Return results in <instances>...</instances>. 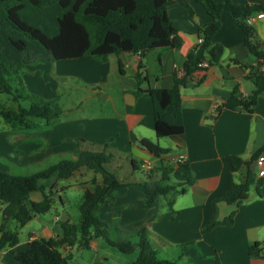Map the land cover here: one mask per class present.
I'll list each match as a JSON object with an SVG mask.
<instances>
[{"label":"crops","instance_id":"1","mask_svg":"<svg viewBox=\"0 0 264 264\" xmlns=\"http://www.w3.org/2000/svg\"><path fill=\"white\" fill-rule=\"evenodd\" d=\"M213 1L235 5L255 4L262 7L253 15L263 13V16L255 18L251 24L258 38L264 43V0ZM167 2V15L176 28L180 45L154 52L158 70L150 69L148 53L142 57L124 52L110 55L105 62L89 57L76 58L81 61L76 72L80 80L89 86L90 99L102 92L104 101L114 105L115 97L109 90L115 89L122 105L119 110L115 109L112 117L97 116L77 122L71 120L64 126V133L60 134V144H75L72 146V153H69L71 158H75L78 148L96 151L107 146L114 153L110 163L115 169L121 166L116 160H125L129 165L131 161L138 165L149 163L155 169L156 175H159L157 168L161 162L163 164L164 159L170 162L168 165L175 166L177 157L183 155V161L188 163L192 172L193 182L183 185V193L179 192L182 187L179 186L167 194H172L168 200L171 201L174 213L170 207L166 210L158 209V204L152 208H142L148 195L135 185H124L107 192L98 205L96 216L107 225L117 222L119 229L133 235L145 228L150 239L164 248L192 243L183 251L180 260L187 261L188 264L212 257L218 259V264H264V256L252 257L247 251L250 244L264 241V182L259 194L252 185L247 198L239 204H229L221 200L233 183L243 181L247 173L246 165L233 172L226 156H239L250 162L249 167L254 171L258 156L253 159L252 157L264 145V93L258 95L254 110L250 113L238 107L232 110L223 109L216 119L210 118L216 107L227 100L234 87L238 89V96L243 98L254 88L256 77L264 78V60L247 51L241 29L234 24L226 11L220 15V28L212 39L214 44L222 46L220 60L207 70L196 72L192 79L193 84L181 89L184 132L178 136L164 137L170 139V144L176 146L179 152L175 156L156 158L139 145V141L145 138L151 142L157 141V145L161 147V138H156L154 133L152 103L148 94H134L137 89L134 76L138 65L144 67L148 76V82L141 84L142 89L170 88L173 85V72L181 69L190 51L201 40V28L211 21L203 5L195 0H187L186 4L180 0ZM198 80L200 81L197 83ZM77 126H81L82 130ZM22 135L25 138V133ZM80 139L82 141L78 143ZM260 155L264 156V149ZM127 172L136 180L131 172ZM255 178L260 177L256 174ZM56 180L58 179L55 175ZM84 185L83 192L84 188H93L91 181ZM62 188L65 190L67 187L64 185ZM59 198L62 203L60 195ZM167 205L169 206L168 202ZM3 208L4 203L0 201V233L2 229H14L17 224L12 216L3 214ZM62 208V213H55L51 220H41L40 228L29 231L27 240H19L15 250L24 249L36 237L60 236V224L65 220L79 223L80 211L78 213L75 210L72 215L65 209L64 203ZM215 209L217 220H223L233 212V222L230 225H216L207 230L205 226L213 218ZM33 219L39 218L36 215ZM61 251L71 253L72 248L64 247ZM86 251L81 253L79 264H132L139 253L136 249V253H122L105 241L100 244L95 239L90 242ZM109 260L113 263H109ZM0 264L22 263L5 249L0 252Z\"/></svg>","mask_w":264,"mask_h":264},{"label":"trees","instance_id":"2","mask_svg":"<svg viewBox=\"0 0 264 264\" xmlns=\"http://www.w3.org/2000/svg\"><path fill=\"white\" fill-rule=\"evenodd\" d=\"M195 1L203 5L211 21L201 28V40L190 51L181 69L173 72V85L170 88L142 89L141 84L148 82L142 65H138L134 76L137 83L134 94L147 93L151 100L156 138L183 134L181 89L193 84L196 72L205 71L220 60L222 46L214 44L212 39L220 28V15L223 11L241 29L247 51L264 60V43L258 38L253 25L247 23V18L262 7L255 4L216 3L213 0ZM180 2L186 4L187 0ZM167 6V0H0V93L10 95L16 105L9 109L1 108L0 117L12 132L34 128L39 119H43L49 127L58 118L60 111L50 107L49 100L25 91L20 73L28 65L82 57L105 62L110 55L124 52L143 57L151 50L179 47L180 40L176 28L168 18ZM204 61L207 66L201 65ZM119 68L121 69V64ZM263 93L262 77L254 79V88L243 98L238 96V89L234 87L227 100L216 107L210 118L216 119L223 109L238 107L250 113L254 110L258 95ZM139 145L156 158H162L170 152L145 138L139 141ZM263 149L264 145L252 159L259 156ZM113 157V151L107 146L98 151L78 148L75 158L63 157L33 173L22 175L0 170V201L4 203L2 212L12 216L17 222L14 229L1 230L0 252L8 249L22 264H71L69 260L72 255H66L61 251L62 248L85 249L89 248L92 240L102 238L122 253H130L138 248V256L132 264H181L183 251L192 243L178 245L180 253L176 259L160 258L158 246L150 239L147 229L142 228L133 235L113 227L114 236H111L108 225L96 216V210L110 189L124 185H135L148 195L147 202L142 205L144 209L157 206L160 196H166L179 186H182L179 192L183 193V185L193 182L188 163L182 161L170 166L161 162L157 168L158 179H153L156 174L153 168L148 171L145 180L127 181L105 167ZM225 159L233 172L243 165L247 166L243 181L233 183L221 198L226 203L239 204L248 196L254 182V172L249 167L250 162L239 156L228 155ZM140 165L141 163L138 165L134 161L130 162L132 170L139 169ZM82 167L99 174L101 178L91 179L92 189L84 188L79 205V223L65 220L60 224V236L33 238L24 249L16 251L20 242L18 229L52 207V197L45 193L41 181L53 175L58 180L68 179ZM172 178L175 180L174 184L171 182ZM263 182L262 177L256 181L255 189L258 194ZM33 192H40L41 199L32 200L30 194ZM168 204L174 213L170 200ZM232 222L233 212L223 220H217L215 209L213 218L205 228L209 230L216 225H230ZM247 251L252 257L264 256V241L250 244Z\"/></svg>","mask_w":264,"mask_h":264},{"label":"rangeland","instance_id":"3","mask_svg":"<svg viewBox=\"0 0 264 264\" xmlns=\"http://www.w3.org/2000/svg\"><path fill=\"white\" fill-rule=\"evenodd\" d=\"M156 50L148 52L150 56L148 61L150 69L157 68L158 70L159 67L156 60H154V52H156ZM80 62V59L40 62L28 65L22 69L20 78L25 91L28 94L49 100L51 102L50 107L59 110L60 114L49 127L45 125V121L43 119H39L35 122L36 128L34 127L28 130L13 132L10 126L7 125L0 117L1 171L25 175L44 169L57 162L61 159V157L65 156L66 158L72 159L73 157L71 158L69 153H72V146H75V144H60V134L64 133V126L71 120L77 122L78 120L86 121L88 119H94L97 116L112 117V115H115V109H120V105L122 104L118 99L115 89L109 90V93H113L112 95L115 97L114 105L110 102L108 103L104 101L102 92L93 95L92 99H90L89 86L80 80L76 72L79 69ZM101 88L103 89V87ZM15 106L16 105L13 103L10 95L0 93V109H9ZM78 129L82 130V127L80 126ZM23 133H25V138L23 137L24 135H22ZM169 140L170 139L168 138L162 137L160 146L166 148L170 147V152L165 156H175L179 152L178 148L171 145ZM153 143L157 144V141ZM116 162L118 165H121L117 169H115L111 163L105 164V167L111 172L114 171L117 177L121 179L133 180L134 178L127 172L129 171L136 177V180L146 179L148 171L143 170L141 167L139 169L132 170L131 166L126 164L125 160H116ZM163 164L168 165L170 162L164 159ZM253 172L254 182L252 185L255 186L257 181L255 178V175L257 174L256 169ZM93 178L100 180L101 176L85 167H82L68 179H59L55 181V175H53L50 179L42 180L41 184L45 187V193L51 195L52 197V207L45 214L37 215V218L39 219H31L27 222L28 224L26 223L24 226L19 228V240L21 242L26 241L29 231H36L40 228L42 225L41 220H51L55 213L61 214L63 211L62 203H64L65 209L70 214L74 215L75 210L79 213L78 207L82 201L83 187L85 186L84 183L87 181L89 183ZM158 178L159 175H153V179ZM171 182L174 184L175 180L172 178ZM64 185L67 187L65 190L62 188ZM59 195L63 200L62 203L60 202ZM171 196L172 194L160 196L158 198L159 201L157 203V208L165 210L169 208L167 202ZM30 198L39 200L41 199V194L40 192H33L30 194ZM73 221L76 222L74 219ZM116 224L117 222L113 225H108L111 236H114L113 229L117 227ZM131 239L135 240L134 238ZM95 240L100 244H103L104 242L102 238H96ZM157 249L159 251V257L164 259H176V256L180 253L178 247L164 248L160 245ZM137 250L138 248H136V251ZM83 252H87L86 248L78 250L76 247H73L72 252L70 253L72 255L69 260L70 263H81L80 255ZM132 252L134 253L135 250ZM65 254L68 255L69 252H65ZM90 255L91 253H89V256ZM217 260L218 259L215 257H212L195 264H218ZM110 262L113 263L109 260V263ZM180 262L182 264H188L187 261Z\"/></svg>","mask_w":264,"mask_h":264},{"label":"built area","instance_id":"4","mask_svg":"<svg viewBox=\"0 0 264 264\" xmlns=\"http://www.w3.org/2000/svg\"><path fill=\"white\" fill-rule=\"evenodd\" d=\"M263 16V13H258L256 15H251L247 18V23L251 24L255 18H260ZM202 66H207V62L204 61L201 63ZM184 159L183 155H179L175 161V164L182 162ZM264 156L263 155H259L255 161V165H256V169H257V175L258 177H263L264 176ZM140 167L143 170L149 171L151 169H153V166L150 165L149 163H141ZM95 244V242H93V245Z\"/></svg>","mask_w":264,"mask_h":264},{"label":"water","instance_id":"5","mask_svg":"<svg viewBox=\"0 0 264 264\" xmlns=\"http://www.w3.org/2000/svg\"><path fill=\"white\" fill-rule=\"evenodd\" d=\"M251 168H253V165L251 166Z\"/></svg>","mask_w":264,"mask_h":264}]
</instances>
